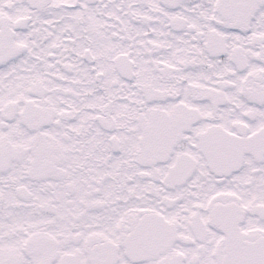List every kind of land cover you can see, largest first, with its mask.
<instances>
[{
  "label": "snow or ice",
  "instance_id": "6c2138e0",
  "mask_svg": "<svg viewBox=\"0 0 264 264\" xmlns=\"http://www.w3.org/2000/svg\"><path fill=\"white\" fill-rule=\"evenodd\" d=\"M0 264H264V0H0Z\"/></svg>",
  "mask_w": 264,
  "mask_h": 264
}]
</instances>
